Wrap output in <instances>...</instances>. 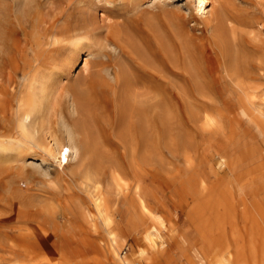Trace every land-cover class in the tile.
Masks as SVG:
<instances>
[{"label":"rangeland","instance_id":"rangeland-1","mask_svg":"<svg viewBox=\"0 0 264 264\" xmlns=\"http://www.w3.org/2000/svg\"><path fill=\"white\" fill-rule=\"evenodd\" d=\"M98 1L0 0V30H10L0 34V264H188L205 245L200 225L216 245L224 231L237 236L239 263L264 264L254 236L264 229L251 232L239 213L244 190L264 203V0H212L206 16L193 0ZM18 2L39 4L32 24ZM83 9L102 19L99 32L73 31ZM31 28L37 44L24 36ZM35 71L36 86H22ZM40 90L50 97L44 126L19 129L17 111ZM225 206L231 223H214L211 209ZM197 210L203 223L187 217ZM155 230L154 243L142 239Z\"/></svg>","mask_w":264,"mask_h":264},{"label":"bare ground","instance_id":"bare-ground-1","mask_svg":"<svg viewBox=\"0 0 264 264\" xmlns=\"http://www.w3.org/2000/svg\"><path fill=\"white\" fill-rule=\"evenodd\" d=\"M99 1L97 0V3H98ZM101 2V1H100ZM99 2V3H100ZM19 3V10H17L15 13H16V15L18 14V11H20V14L23 12V14L25 15V16H27V17H25L26 18V21H25V23H31V21H32V19H33V17H35V15H33V11H35V9H36V7L39 5L37 2H18ZM18 3H16V5H18ZM42 3V2H41ZM96 3V2H95ZM94 3V4H95ZM193 3H194V7H195V9H196V11L195 12H197V14H199V15H203V16H206V14H208L209 12H208V10H209V8H210V6H211V3H212V0H193ZM80 4V3H79ZM81 4H83L82 2H81ZM42 4H40V6H41ZM14 6V5H13ZM80 6H82V5H80ZM83 6H85V5H83ZM96 6H97V8H98V5L96 4ZM95 7V6H94ZM39 8V7H38ZM41 9H42V7H41ZM78 9H80V8H78ZM94 9V8H93ZM96 9V8H95ZM15 10H16V8H15ZM79 11V10H78ZM83 11H84V9H83ZM88 11H89V9H88ZM91 11V10H90ZM90 11H89V14H90ZM81 12V14H82V11H80ZM80 12H77L78 14L80 13ZM85 13H84V15H82L81 16V18H80V15H79V17H76V18H78V21H77V23H76V25L74 26L75 27V30L73 29V31H82L86 36H87V34L88 35H90L88 32H96V30H98V32H99V28H101V26H100V23H101V21H102V19L100 20L98 17H97V15H96V17H90L91 15H93V13L92 14H88V12L86 13V11H84ZM92 12V11H91ZM94 12V11H93ZM14 13V14H15ZM101 13V12H100ZM16 15H15V19L17 18L16 17ZM39 15V14H38ZM99 15H101V14H99ZM18 16V15H17ZM39 16H41V15H39ZM103 16V15H102ZM20 17H22V16H20ZM36 17H37V15H36ZM18 18H19V16H18ZM41 17H37V19H40ZM43 18V17H42ZM20 19V18H19ZM19 19H17V21L19 20ZM71 19V18H70ZM21 20H22V18H21ZM20 20V21H21ZM36 20V19H35ZM43 20V19H42ZM16 20H15V22H17ZM39 21V20H38ZM38 21H36V22H38ZM66 21H67V19H66ZM66 21H64V23H62V24H65L66 26L68 25V23L70 24V21L69 22H67V24H66ZM74 21H76L75 19H74ZM40 22H41V20H40ZM42 23V22H41ZM41 23H39L38 25H40ZM74 23V22H73ZM105 23H106V20H105ZM105 23H104V25H105ZM32 24V23H31ZM61 24V25H62ZM24 25V24H23ZM35 25V24H34ZM42 25V24H41ZM60 25V26H61ZM102 25V24H101ZM30 26V25H29ZM56 26V25H55ZM54 26V27H55ZM64 26V25H63ZM69 26V25H68ZM67 26V27H68ZM100 26V27H99ZM19 27H23L21 24H19ZM31 27H32V25H31ZM36 27H37V24H36ZM35 26H34V28H36ZM41 28L42 27H40V30L39 31H41ZM55 28H57V26L55 27ZM60 28H63L62 26L61 27H59L58 26V29L57 30H59ZM66 30H69L70 31V29L69 28H66V27H64ZM63 28V29H64ZM97 28V29H96ZM2 29V28H1ZM5 28H3L2 30H4ZM39 29V27H37V30ZM46 30L45 31H47L48 29L47 28H45ZM2 30H0V34L2 35V33L1 32H9L10 30H4V31H2ZM26 30V29H25ZM24 30V31H25ZM27 30H29V29H27ZM54 30H52V31H50V32H53ZM69 31L67 32L68 34H69ZM76 31V32H77ZM85 31V32H84ZM86 31H87V33H86ZM11 32H12V29H11ZM16 32H18V30L16 31ZM55 32H56V29H55ZM75 32V33H76ZM10 33V32H9ZM26 34H24V36L26 35V36H28V38H30V40L31 41H29V42H32V43H35V44H37L36 42H38V37H39V33L37 32V31H35V30H32V28H31V31L30 32H25ZM79 33L80 32H78V34L77 35H79ZM56 34V33H55ZM54 34V32L52 33V35L51 36H53L54 38H56V41H57V36H54L55 35ZM64 34V33H63ZM62 34V35H63ZM75 34V35H76ZM82 34V33H81ZM84 34H82L83 36H84ZM92 34H95V33H92ZM4 36H5V33L3 34ZM6 35H7V33H6ZM65 35H67L66 33H65ZM73 35H74V33H73ZM68 36V35H67ZM70 36V35H69ZM71 36H72V34H71ZM1 37H3V36H1ZM61 36H59V38H60ZM64 37H66V36H64ZM4 38H6V36L4 37ZM4 38H2L3 40H5ZM53 38V39H54ZM62 38H63V36H62ZM1 39V40H2ZM61 39V38H60ZM0 40V43H2V41ZM16 40H17V38H16ZM16 40L14 41V43H16ZM7 41V40H6ZM19 41V40H18ZM17 41V42H18ZM9 43H10V41H8ZM8 42H6L7 44H8ZM3 44V43H2ZM13 44V43H12ZM11 47H12V45H11ZM87 48V47H86ZM0 49H2L1 47H0ZM19 49V48H18ZM20 50V49H19ZM80 50H82V49H80ZM1 54V53H0ZM78 54V53H77ZM7 55H9V53L7 54ZM51 55V54H50ZM50 55L48 56V57H50ZM52 56V55H51ZM55 56H56V54H55ZM54 55H53V57L51 58L52 60H53V58L55 59L56 57H55ZM80 56V55H79ZM3 59V58H2ZM22 59V58H21ZM87 58L85 57V58H83V59H81V71L82 70H87V67H88V61L86 60ZM3 61V60H2ZM54 61V60H53ZM36 62V61H35ZM50 62H51V60H50ZM19 63H20V61H19ZM32 63V62H31ZM41 63V62H40ZM4 64V63H3ZM17 64H18V62H17ZM22 64V63H21ZM36 64V63H35ZM5 65V64H4ZM1 67H3V66H0V68ZM8 67V66H7ZM30 67V66H29ZM35 67H36V65H35ZM4 68V67H3ZM9 68V67H8ZM46 68V67H45ZM5 69V68H4ZM26 69V68H25ZM31 69V68H30ZM33 69V68H32ZM38 69V68H37ZM42 69V68H41ZM80 69V68H79ZM15 70L17 71V70H21L22 71V74H25L26 75V72H24V69H21L20 68V66L19 65H17L16 67H15ZM34 70V69H33ZM39 70H40V68H39ZM38 70V71H39ZM42 70H44V69H42ZM28 71H29V69H28ZM38 71H35V72H33L29 77H26V78H24V79H27V80H25V81H23V83H22V86L24 85V86H26V83L28 84L27 85V87H29V89H30V87H33V85L34 86H36L35 84H33V83H35V81L38 79V76H37V72ZM45 71V70H44ZM47 71H49V70H47ZM8 73V72H7ZM13 73V72H12ZM30 73V72H29ZM10 74H11V72H10ZM14 74H16V73H14ZM20 74V73H19ZM48 74H49V72H48ZM45 75H46V73H45ZM12 78V77H11ZM15 78V77H14ZM23 78V77H22ZM40 79V78H39ZM44 79V78H43ZM47 79V78H46ZM46 79L44 80V81H46ZM48 80V79H47ZM22 81V80H21ZM28 81V82H27ZM39 81V80H38ZM16 82V81H15ZM40 82V81H39ZM49 82V81H48ZM41 83V82H40ZM43 83V82H42ZM45 83H47V82H45ZM134 83V82H133ZM15 84V83H14ZM44 84V83H43ZM20 85V84H19ZM37 85H38V83H37ZM129 85V84H128ZM134 85H135V83H134ZM13 86V85H12ZM44 86V85H43ZM130 86H132V85H130ZM79 87V86H78ZM127 87V86H126ZM129 87V86H128ZM133 87V86H132ZM13 88V87H12ZM18 88H20L19 86H18ZM17 88V89H18ZM136 88V87H135ZM33 89V88H32ZM43 89V88H42ZM78 89V88H77ZM76 89V90H77ZM133 88H130V91L132 90ZM76 90H75V92H76ZM15 91V90H14ZM17 91V90H16ZM127 91V90H126ZM129 91V92H130ZM140 91V90H139ZM74 92V91H73ZM78 92V91H77ZM134 92V97H135V99H137L136 98V96H135V89H133L132 90V92L131 93H133ZM136 92H138V91H136ZM30 93V92H29ZM131 93H129V95L131 94ZM139 93V92H138ZM21 94V93H20ZM48 94H50V92L48 93ZM79 94V93H78ZM85 94H86V92H85ZM9 95L11 96V94L9 93ZM24 95V94H23ZM26 95V94H25ZM28 95V94H27ZM72 95V94H71ZM141 95H143L142 93L140 94V96ZM77 96V95H76ZM130 96H133V94L132 95H130ZM138 96H139V94H138ZM263 96H264V94H263ZM73 97V96H72ZM87 97V96H86ZM134 97H133V99H132V101H134ZM48 98H50L46 93H45V91L44 90H40V92H39V94H38V96L36 97V99L33 101V102H31V103H28L26 106H24L23 108H21V109H19L18 111H17V113H16V117H17V119H18V121H17V124H18V122H19V126H21V127H19V129L20 128H23L24 129V131H29V132H32V133H35L36 131H38V129L39 128H41V126H44V124H42V122H43V120L44 119H42L44 116H43V113L45 112V110H47V108L50 106V104H49V101H48ZM79 98V97H78ZM80 98H82L81 97V95H80ZM76 99V98H75ZM74 100V99H73ZM72 100V101H73ZM83 100V99H82ZM86 100V99H85ZM139 100V99H138ZM131 101V102H132ZM74 102V101H73ZM78 102H79V99H78ZM126 102V101H125ZM129 102V101H128ZM141 102V101H140ZM2 103V102H1ZM75 103H77V101H75ZM134 103V102H133ZM136 103V102H135ZM48 104H49V106H48ZM81 104H82V101H81V103H80V106H81ZM127 104H129V103H127ZM137 104H138V102H137ZM77 105V104H76ZM79 105V104H78ZM130 105H131V103H130ZM136 104H134V106H135ZM140 105V104H139ZM48 106V107H47ZM71 106H74V105H71ZM83 106V105H82ZM128 106V105H127ZM131 107H133V104H132V106ZM1 108V110L3 109V107H0ZM82 108V107H81ZM86 108V107H85ZM84 107L82 108L83 110L85 109ZM140 108V107H139ZM138 108V109H139ZM10 109V108H9ZM80 109V108H79ZM79 109H78V111H79ZM48 110H49V108H48ZM12 114H13V112H12ZM49 114V113H48ZM45 118V117H44ZM46 119V118H45ZM37 120H38V122H39V124H37ZM82 121L83 120H81V122H80V124L82 123ZM45 123V122H44ZM83 123H86L85 121L83 122ZM50 124H52L51 122H50ZM88 125V124H87ZM46 126V125H45ZM80 126H84L83 124H81ZM89 126V125H88ZM88 126L87 127H85V129L87 128L88 129ZM18 127V126H17ZM50 128V127H49ZM18 129V130H19ZM44 128H42V130H43ZM46 130H47V128H45ZM40 130V129H39ZM82 130H84L83 128H82ZM20 131V130H19ZM41 131V130H40ZM21 132V131H20ZM48 132V131H47ZM46 132V133H47ZM45 133V132H44ZM43 133V134H44ZM22 134V133H21ZM25 135V134H24ZM37 135H38V133H37ZM35 136L36 135H34V139H35ZM33 139V140H34ZM49 144V143H48ZM58 145V143H56L55 142V146H57ZM251 178V177H250ZM236 180V179H235ZM242 180H244V178L242 179ZM245 181V180H244ZM250 181V180H249ZM238 182V181H237ZM242 182V181H241ZM246 182H248V181H246ZM236 183V182H235ZM245 183V182H244ZM244 183L243 184H241V185H243V186H245L244 185ZM246 184V183H245ZM256 184H257V182H256ZM260 184V183H259ZM258 184V185H259ZM240 185V186H241ZM247 186H252L253 187V184L251 183V182H249V184H246ZM264 185V184H263ZM246 186V187H247ZM98 187V186H97ZM261 186H259V189H258V191H261V188H260ZM240 188H243V190L244 189H246L245 187H240ZM248 188V187H247ZM238 190V189H237ZM245 192H247L246 194H245ZM100 193V192H99ZM249 193H251L250 195H249ZM244 194L246 195V197L242 200V202H241V205H242V208H241V210H240V214H241V217L240 218H242L243 220H242V222L244 221L245 223H247V224H249V226H250V231L251 232H254V231H256V229L258 230V231H260L261 230V227H262V229H264V203L257 197L258 196V193H257V189L256 190H253V189H248V191H246V190H244ZM243 193L241 194V195H244ZM97 195V194H96ZM240 195V194H239ZM244 195V196H245ZM262 195H260V197H261ZM96 198H95V205H96V207H97V209H99L101 212H103V214L105 215V218H104V221L105 222H107L108 221V218H107V215L105 214L106 212H107V207H106V203H105V197H104V195L103 194H101V195H97V196H95ZM240 198V197H239ZM250 199H253L252 201L253 202H250V203H248V200H250ZM217 200H221V199H216V201ZM175 201H177V200H175ZM178 202V201H177ZM218 202V201H217ZM219 203V202H218ZM178 205V204H177ZM195 207V206H194ZM192 208V207H191ZM197 208H199V206L196 204V209ZM227 207L225 206V210H223V212H221V213H219V211L218 210H216V207H215V209H211L212 210V212H211V214L213 215V221H214V223L216 222V223H226V222H230L229 220H228V216H231L230 215V213L228 212V210L226 209ZM239 211V210H238ZM238 211L236 212L235 211V209H234V211H233V213L234 214H238ZM198 212H199V210H197L196 212H194V211H191V212H187V217H188V219H193L194 221H197L198 222V220H199V222L200 223H203V221H202V217H203V215H205L203 212L202 213H200L199 212V214H198ZM138 213L140 214V217H142V218H145V220H149V221H151V222H154V223H156V220H157V217H156V215L154 214V212L150 209V208H148L147 207V205L144 203V202H139V204H138ZM138 213H136V212H131V214H130V219H131V222H132V224L134 225V229H138L140 226H141V223H140V221H139V217L137 216V215H139ZM233 214V215H234ZM199 216V217H198ZM201 219V220H200ZM127 221V220H126ZM196 222V223H197ZM231 223V222H230ZM235 224V223H234ZM190 225V224H189ZM122 226V225H121ZM119 227V226H118ZM212 227V226H211ZM246 227H247V225H246ZM123 229V228H122ZM133 229V228H132ZM232 229H234V227H232ZM128 230V229H127ZM201 230H203L202 228H201V225H200V228H198V231L200 232V234H201V240L203 241V243L205 244L204 246H202V247H195V248H193L192 249V254H191V258H188V259H186V262L188 263V264H194V263H192L191 261L193 260V261H195L196 262V264H204V263H206V264H242L243 263V260H242V257H243V251H242V244H239V242L237 241V240H239L238 239V237L237 236H235V235H233V233H232V236H231V240H229V238L227 237V235H226V232L224 231V233H223V238H224V243H223V241H220L219 243H221V244H215V243H213V242H210V238L212 237V236H210V238H209V240L208 239H206L205 238V236L203 235V232L201 231ZM212 230V229H211ZM135 231H137V230H135ZM262 231V230H261ZM260 231V235L259 234H257L256 232H255V235L254 236H256L257 238H259V240H261V243L264 245V234L262 233V232H264V231H262L261 232ZM130 232V231H129ZM155 232H156V234H155ZM155 232L153 231H146L145 233H144V235H143V237H142V239L144 240V241H146V242H149V243H154V238L155 237H157V235H158V230H155ZM195 232V231H194ZM213 232V231H212ZM233 232V231H232ZM126 233V232H125ZM138 233V232H137ZM196 233V232H195ZM140 234V233H139ZM197 234V233H196ZM210 234V233H209ZM208 234V235H209ZM133 235H134V233H133ZM138 235V234H137ZM213 235V234H212ZM261 235H262V237H261ZM140 236V235H139ZM215 237V236H214ZM116 238H118V237H116L115 236V234H114V232H112V231H110L109 232V239H111V242L113 243V244H116ZM213 239V238H212ZM118 240H119V238H118ZM180 241V240H179ZM200 241V240H199ZM137 242V241H136ZM201 242V241H200ZM233 243V245L234 246H231V244ZM111 243V244H112ZM177 243V242H176ZM138 244V243H137ZM224 244V245H223ZM155 245V244H154ZM179 245V244H178ZM244 246V245H243ZM234 248V250L236 251V253H235V256L234 257H232L231 256V248ZM259 247V246H258ZM113 248H114V246H113ZM245 249V248H244ZM259 249H261V248H259ZM151 250V249H150ZM233 250V251H234ZM152 251V250H151ZM160 251H163V250H160ZM165 251V250H164ZM164 251H163V253H164ZM234 251V252H235ZM170 252V251H169ZM141 253V252H140ZM148 253V252H147ZM160 253H162V252H160ZM162 253V254H163ZM143 254V253H142ZM153 254H154V252H153ZM147 255V254H146ZM149 255V254H148ZM245 255V254H244ZM118 256V255H117ZM142 256V255H141ZM153 256V255H152ZM247 256V255H246ZM125 257V256H124ZM144 257H145V255H144ZM147 257V256H146ZM145 257V258H146ZM157 257V256H156ZM173 257V256H172ZM247 258V257H246ZM139 259V258H138ZM151 259V258H150ZM154 259V258H153ZM121 260V259H120ZM130 259H128V257H127V259H125V263L123 262V264H134V262L133 261H129ZM157 260V259H156ZM164 260V259H163ZM172 260V259H171ZM181 260V259H180ZM240 260H242V263H239L240 262ZM122 261H124L123 260V258H122ZM151 261V260H150ZM244 261L246 262V259H245V257H244ZM146 262V261H145ZM185 262V263H186ZM248 263H250L249 261H248ZM254 264H255V261L253 262ZM159 264H160V261H159ZM164 264H169V263H164ZM245 264V263H244Z\"/></svg>","mask_w":264,"mask_h":264}]
</instances>
